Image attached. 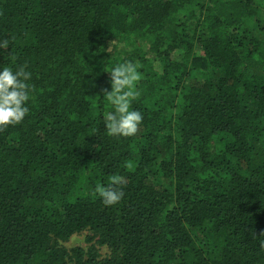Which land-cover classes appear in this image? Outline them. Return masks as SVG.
<instances>
[{
  "label": "trees",
  "instance_id": "1",
  "mask_svg": "<svg viewBox=\"0 0 264 264\" xmlns=\"http://www.w3.org/2000/svg\"><path fill=\"white\" fill-rule=\"evenodd\" d=\"M0 40L33 88L0 129V264H264V0H0ZM124 61L143 121L111 137Z\"/></svg>",
  "mask_w": 264,
  "mask_h": 264
},
{
  "label": "clouds",
  "instance_id": "2",
  "mask_svg": "<svg viewBox=\"0 0 264 264\" xmlns=\"http://www.w3.org/2000/svg\"><path fill=\"white\" fill-rule=\"evenodd\" d=\"M8 46V40H0V49ZM11 60L12 66H0V129L15 126L24 120L29 112L26 105L33 90L29 83L31 73L26 70V65L16 66L14 56ZM107 73H110L111 90H105L104 99L112 106V110L103 117L107 135L132 137L143 121L142 113L132 108L138 95L136 85L141 79V73L131 61L117 63ZM120 183L121 177L112 175L109 185H98L95 188L105 206L116 205L123 198V191L115 187ZM259 247L264 249V239L259 238Z\"/></svg>",
  "mask_w": 264,
  "mask_h": 264
},
{
  "label": "rangeland",
  "instance_id": "3",
  "mask_svg": "<svg viewBox=\"0 0 264 264\" xmlns=\"http://www.w3.org/2000/svg\"><path fill=\"white\" fill-rule=\"evenodd\" d=\"M90 235L87 232H82L81 234L73 235L68 241L63 242L62 245L68 250L73 251L76 248L86 249L92 243L88 242V237ZM94 243V242H93ZM99 253L102 257H105L108 252L105 248H101Z\"/></svg>",
  "mask_w": 264,
  "mask_h": 264
}]
</instances>
